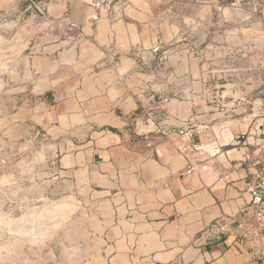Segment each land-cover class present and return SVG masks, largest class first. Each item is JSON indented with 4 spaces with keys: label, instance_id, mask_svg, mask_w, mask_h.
<instances>
[{
    "label": "crops",
    "instance_id": "crops-1",
    "mask_svg": "<svg viewBox=\"0 0 264 264\" xmlns=\"http://www.w3.org/2000/svg\"><path fill=\"white\" fill-rule=\"evenodd\" d=\"M56 9L48 23L86 30V37L40 43L23 72L32 77L23 88L29 94L14 107L20 111L9 131L44 145L54 187L77 208L63 234L67 264H264L237 231L264 187V120L176 130L139 121L142 106L126 89L92 79L97 54L88 53L96 41L140 44L136 24L99 17L110 7L68 1ZM121 58L120 68L129 62ZM186 131L219 146L220 155L184 150L192 141Z\"/></svg>",
    "mask_w": 264,
    "mask_h": 264
},
{
    "label": "rangeland",
    "instance_id": "rangeland-1",
    "mask_svg": "<svg viewBox=\"0 0 264 264\" xmlns=\"http://www.w3.org/2000/svg\"><path fill=\"white\" fill-rule=\"evenodd\" d=\"M68 1L110 7L99 17L136 24L140 44L96 41L88 53L97 54L92 79L126 89L142 106L139 121L176 130L264 120V0H0V264L68 263L63 234L77 208L54 187L44 145L9 131L20 111L14 107L29 94L23 88L32 77L23 72L40 43L85 36L46 20ZM121 57L129 62L120 68ZM32 218L40 227L24 233Z\"/></svg>",
    "mask_w": 264,
    "mask_h": 264
},
{
    "label": "built area",
    "instance_id": "built-area-1",
    "mask_svg": "<svg viewBox=\"0 0 264 264\" xmlns=\"http://www.w3.org/2000/svg\"><path fill=\"white\" fill-rule=\"evenodd\" d=\"M179 133L182 134V130ZM186 134L192 141L184 147V150L189 149L199 156H206L207 159L220 155L221 148L219 146L195 141V134L192 132L186 131ZM201 168L202 170L207 169L205 165ZM251 208V211H245L241 214L237 222V231L252 257L264 261V187L258 195L253 196Z\"/></svg>",
    "mask_w": 264,
    "mask_h": 264
},
{
    "label": "bare ground",
    "instance_id": "bare-ground-1",
    "mask_svg": "<svg viewBox=\"0 0 264 264\" xmlns=\"http://www.w3.org/2000/svg\"><path fill=\"white\" fill-rule=\"evenodd\" d=\"M48 214V212L47 211H45V213H43V214H41L40 215V218H42L43 217V215H47ZM44 216V217H45ZM45 218H47V216L45 217ZM58 225V224H57ZM35 226H38V228L40 227L39 226V224H38V222H37V224H36V218H32L30 221H29V223H28V226H26V230H23L24 231V233H29L31 230H33L34 228H35ZM53 226V225H52ZM54 227H56V223H55V226ZM45 229V228H44ZM39 234H41V231H40V233ZM39 234H38V236H39ZM1 235V234H0ZM36 236V235H35ZM38 236H36V237H38ZM40 237V236H39Z\"/></svg>",
    "mask_w": 264,
    "mask_h": 264
},
{
    "label": "water",
    "instance_id": "water-1",
    "mask_svg": "<svg viewBox=\"0 0 264 264\" xmlns=\"http://www.w3.org/2000/svg\"><path fill=\"white\" fill-rule=\"evenodd\" d=\"M205 176H209V172L208 171H205ZM6 235L10 236V235H13V234H10L8 232V230L5 232ZM14 236V235H13ZM17 237V236H16ZM19 238V237H18Z\"/></svg>",
    "mask_w": 264,
    "mask_h": 264
}]
</instances>
